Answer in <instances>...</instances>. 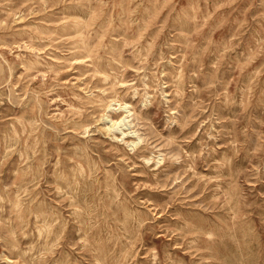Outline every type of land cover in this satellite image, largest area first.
I'll use <instances>...</instances> for the list:
<instances>
[{
    "label": "rangeland",
    "instance_id": "1",
    "mask_svg": "<svg viewBox=\"0 0 264 264\" xmlns=\"http://www.w3.org/2000/svg\"><path fill=\"white\" fill-rule=\"evenodd\" d=\"M0 264H264V0H0Z\"/></svg>",
    "mask_w": 264,
    "mask_h": 264
},
{
    "label": "bare ground",
    "instance_id": "2",
    "mask_svg": "<svg viewBox=\"0 0 264 264\" xmlns=\"http://www.w3.org/2000/svg\"><path fill=\"white\" fill-rule=\"evenodd\" d=\"M77 32H78V31H77ZM53 39H54V38H53ZM101 75H102V74H101ZM103 75H104V74H103ZM104 76H105V75H104ZM118 104H119V103H118ZM128 104H129V103H128ZM120 106H121V105H120ZM125 106H126V105H125ZM111 107H112V106H110V107L108 106V109L111 108ZM117 107H118V105H117ZM112 108H113V107H112ZM114 108H115V107H114ZM124 108H125V107H124ZM108 109H107V110H108ZM121 109H122V108H121ZM127 109H128V108H127ZM109 110H110V109H109ZM118 110H119V108H118ZM115 111H116V110H115ZM103 116H104V115H103ZM127 116H128V115H127ZM116 117H117V116H116ZM125 117H126V116H125ZM121 118H123V117H121ZM126 118H127V117H126ZM112 120H113V119H112ZM113 121H114V120H113ZM113 121H112V122H113ZM121 121H122V120H119V122H121ZM115 123L117 124L118 122H115ZM109 132H110V131H109ZM122 132H123V131H122ZM133 132H135V131H133ZM110 133H111V132H110ZM118 133H119V132H118ZM126 133H127V132H126ZM126 133H125V134H126ZM121 134H122V133H121ZM121 134H120V135H121ZM123 134H124V133H123ZM129 135H130V133H129ZM82 136H83V135H82ZM114 136H115V134H114ZM115 137H116V136H115ZM120 137H121V136H120ZM116 138H117V137H116ZM137 138H138V137H137ZM139 138H140V137H139ZM122 139H124V138H122ZM122 141H123V140H122ZM131 141H132V140H131ZM133 141H134V140H133ZM139 141H140V139L138 140V142H139ZM133 145H136V144H133ZM136 147H137V146H136ZM130 148H131V147H130ZM145 159H146V158H145ZM145 159H144V160H145ZM145 161H146V160H145ZM147 161H148V160H147ZM148 162H150V161H148Z\"/></svg>",
    "mask_w": 264,
    "mask_h": 264
}]
</instances>
